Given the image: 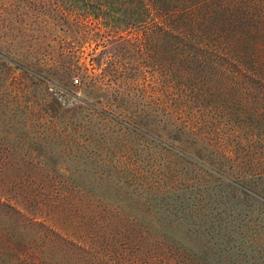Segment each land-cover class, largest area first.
<instances>
[{
	"label": "trees",
	"instance_id": "16d2710c",
	"mask_svg": "<svg viewBox=\"0 0 264 264\" xmlns=\"http://www.w3.org/2000/svg\"><path fill=\"white\" fill-rule=\"evenodd\" d=\"M20 14L37 23L18 38L1 36L2 70L29 71L21 65L41 55L54 26L89 40L120 36L109 49L144 59L158 73L160 108L131 121L158 113L165 134L181 148L213 152L209 170H220L223 159L227 170L264 175V0H0V19L6 15L10 28ZM130 46L139 49L130 55ZM91 53L98 59L103 51ZM117 65L107 70L115 98L134 83ZM68 68L71 75L90 71L79 59ZM90 73L88 83L97 90L99 73ZM31 130L28 124L0 127L8 146L0 148V264H228L215 247L200 243V225L155 221L136 207L100 203L72 176L76 189L40 201L34 183L67 173L51 170L45 154L35 160L39 170H31L34 163L17 170L13 158L38 149L28 138Z\"/></svg>",
	"mask_w": 264,
	"mask_h": 264
},
{
	"label": "rangeland",
	"instance_id": "374dc122",
	"mask_svg": "<svg viewBox=\"0 0 264 264\" xmlns=\"http://www.w3.org/2000/svg\"><path fill=\"white\" fill-rule=\"evenodd\" d=\"M6 17L0 19L1 39L18 38L19 31L37 23L31 14H20L12 29ZM90 25L92 33L98 31L95 23ZM66 33L60 25L52 27L41 55L21 65L27 72L16 65H8L11 72L2 70L0 63V127L28 124V138L39 142L32 154L21 152L13 158L17 170L22 163H34L31 170H39L35 160L45 154L51 170L67 173L64 178L50 175L47 184L34 183L39 200L55 199L59 189L74 190L75 180H80L100 203L136 207L155 221L200 225V243L215 247L228 264L235 258L242 264H264L262 172L227 170L230 163L223 159L220 170H209L213 152L181 148L165 134L158 113L131 121V115L160 108L156 67L109 49L120 36L104 33L89 40ZM128 48L130 55L139 49ZM96 49L103 53L93 59ZM75 59L90 71L71 75L68 66ZM117 64L134 83L123 87V97L115 98L117 85L107 70ZM93 70L99 73L97 90L88 83ZM3 142L0 138L1 149L8 147ZM246 178L251 182L242 184Z\"/></svg>",
	"mask_w": 264,
	"mask_h": 264
}]
</instances>
